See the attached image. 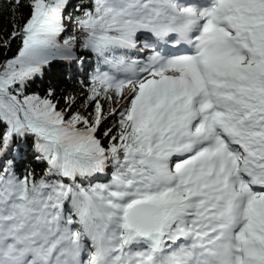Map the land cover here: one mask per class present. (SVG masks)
<instances>
[{
  "label": "snow or ice",
  "instance_id": "6c2138e0",
  "mask_svg": "<svg viewBox=\"0 0 264 264\" xmlns=\"http://www.w3.org/2000/svg\"><path fill=\"white\" fill-rule=\"evenodd\" d=\"M5 3L0 264H264V0Z\"/></svg>",
  "mask_w": 264,
  "mask_h": 264
},
{
  "label": "trees",
  "instance_id": "16d2710c",
  "mask_svg": "<svg viewBox=\"0 0 264 264\" xmlns=\"http://www.w3.org/2000/svg\"><path fill=\"white\" fill-rule=\"evenodd\" d=\"M70 2L73 5H81V4H85L88 2V0H70ZM0 27H3V29L7 32L11 31V23L10 20L13 19L12 15L10 14V11L8 9L7 4L5 3V0H0ZM73 12H75V8L71 9ZM28 9L24 8L22 10L23 15H27ZM21 13L18 12L15 14V18L17 20H19ZM19 22H23V21H19ZM19 47V41H16L13 43L12 47H11V51L8 53L9 56H12L16 53L17 49ZM87 63L91 66H95V57L92 55H87L85 57ZM61 71V69L59 67H56L53 69V72L56 73L57 75L59 74V72ZM70 90L72 88H75L77 91H79L80 89V85L79 84H75V85H66ZM27 167H31L33 168L37 174L41 173L42 169H43V165H39L37 164L31 157V155H29V159L27 164L25 165Z\"/></svg>",
  "mask_w": 264,
  "mask_h": 264
}]
</instances>
